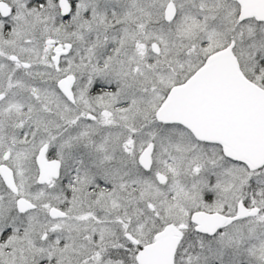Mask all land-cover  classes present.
<instances>
[{
    "label": "snow or ice",
    "instance_id": "1",
    "mask_svg": "<svg viewBox=\"0 0 264 264\" xmlns=\"http://www.w3.org/2000/svg\"><path fill=\"white\" fill-rule=\"evenodd\" d=\"M0 264H264V0H0Z\"/></svg>",
    "mask_w": 264,
    "mask_h": 264
}]
</instances>
